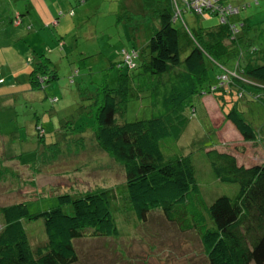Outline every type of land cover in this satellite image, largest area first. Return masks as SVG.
I'll list each match as a JSON object with an SVG mask.
<instances>
[{"label": "rangeland", "instance_id": "374dc122", "mask_svg": "<svg viewBox=\"0 0 264 264\" xmlns=\"http://www.w3.org/2000/svg\"><path fill=\"white\" fill-rule=\"evenodd\" d=\"M174 1L180 0H169L170 4ZM223 1L240 7L239 13L230 20L242 23L244 38L255 48L264 50V0ZM162 2L0 0L3 80L0 86L9 89V94L0 96V206L24 200L28 212L35 213L52 204L56 206V195L61 193L79 194L100 188L123 190L122 167L95 143L90 127L94 120L89 112L103 87L110 89L117 85L119 74L127 77L140 74L139 81L126 82L129 95L123 117L127 121L150 117L152 109L146 106L147 97L136 96L137 89L141 91L140 96L147 92L150 75L138 68L126 69L129 63L124 51L131 47L137 49L140 41H144L146 28L157 26L156 12ZM182 18L190 30L218 23L216 15L199 17L183 12ZM174 26L180 23L176 21ZM41 53L50 59L57 77L43 83V87L33 88L30 95H24L25 75ZM183 56L181 52L180 57ZM136 84H140L139 88ZM216 95H193L189 104L194 112L187 116L178 138L160 141L164 154L177 152L190 156L205 198L221 194L233 196L237 185L215 180L208 183L212 175L204 150L212 146L225 150L245 165L257 163L264 156V137L260 134L264 131V107L260 101L253 99L249 92L238 99L234 90L223 93V98ZM50 97L57 100L50 102ZM229 105H236L246 121L259 127L256 139L245 141L223 117L224 107ZM227 123L233 129L224 132ZM47 125L51 129L45 133ZM53 128L59 129L56 134H52ZM81 131L83 138L73 137ZM42 133L43 137H36ZM53 138L57 143H49ZM20 155L27 160L22 162ZM31 156L35 157L32 163L37 165V170L30 167ZM62 210L70 213V205H62ZM118 219L116 238L83 237L73 241L77 252L75 264H187V258L195 257L196 251L201 254L194 236L176 231L171 224L153 221L139 225L135 218L123 213ZM41 222L40 219L23 221L32 244L44 239ZM198 257L197 264H202L203 257Z\"/></svg>", "mask_w": 264, "mask_h": 264}, {"label": "trees", "instance_id": "16d2710c", "mask_svg": "<svg viewBox=\"0 0 264 264\" xmlns=\"http://www.w3.org/2000/svg\"><path fill=\"white\" fill-rule=\"evenodd\" d=\"M217 4L228 5L236 12L224 16L221 22L214 10L203 9L197 14L182 1L170 4L163 0L156 12L157 26L146 28L144 41L137 49L124 51L130 60L126 69L138 68L150 75L147 92L140 96L141 91L136 90L138 98L147 97L146 106L152 109L149 118L127 121L123 117L129 95L126 82L139 81L140 74H119L114 88L103 87L99 98L93 97L97 103L89 112L94 120L91 135L97 146L121 165L123 190L61 193L56 195V206L35 213L28 212L24 200L1 205L0 264H75L73 241L83 237L116 238L122 213L135 218L139 225L163 221L178 232L194 236L201 254L195 250L197 255L187 258V264H197L198 255L203 257L202 264H264V157L245 165L214 146L204 150L212 175L208 183L215 180L237 185L233 196L205 198L190 156L177 152L166 155L160 146L162 139L176 140L180 135L187 116L194 112L189 104L193 95L218 93L216 96L223 98V93L234 90L238 99L249 92L264 107V50L244 38L242 23L230 20L239 13V6L223 0H217ZM183 12L199 17L216 15L218 23L190 30ZM176 21L180 26H174ZM56 77L50 59L41 53L25 75L24 90L32 92ZM2 81L0 78V84ZM0 92L9 94L2 86ZM223 117L245 141L256 139L259 127L246 121L236 105L224 107ZM81 132L73 137L83 138ZM260 134L264 137V131ZM30 159V167L37 170L32 163L35 157ZM65 204L70 205V213L62 210ZM35 219L42 221L44 239L32 244L23 221Z\"/></svg>", "mask_w": 264, "mask_h": 264}, {"label": "built area", "instance_id": "2783aa9c", "mask_svg": "<svg viewBox=\"0 0 264 264\" xmlns=\"http://www.w3.org/2000/svg\"><path fill=\"white\" fill-rule=\"evenodd\" d=\"M183 3L187 4V6L191 9V11L195 13H201L203 9H211L219 13V20L223 22V18L226 15L233 14L236 12L235 8H231L230 6H220L217 4V0H180ZM16 24V21L14 22ZM125 60L130 64L129 57L125 55Z\"/></svg>", "mask_w": 264, "mask_h": 264}, {"label": "crops", "instance_id": "0c3cea01", "mask_svg": "<svg viewBox=\"0 0 264 264\" xmlns=\"http://www.w3.org/2000/svg\"><path fill=\"white\" fill-rule=\"evenodd\" d=\"M130 3H126V5H127V7H130V5H129ZM131 8V7H130ZM141 42H143V40L142 41H140V44H141ZM0 78H2L1 77V75H0ZM6 90L7 91H9V89H7L6 88ZM2 92H0V94H1ZM24 95H30V93H33V92H29V91H23L22 92ZM1 95H4V94H1ZM28 99V98H27ZM204 108V107H203ZM55 110V109H54ZM50 115H51V113H50ZM202 115H204L205 116V110H203V114ZM52 120H53V122L56 124L57 123V121H56V117H53L52 118ZM228 125H225L224 126V129L222 130V131H224V132H227V131H231L233 128H232V126L229 124V123H227ZM34 125V124H33ZM50 129H51V126L50 125H47V127L44 129V131H45V133L47 132V131H50ZM59 130V129H58ZM58 130L56 131L54 128H53V130H52V134H56L57 132H58ZM50 135V134H49ZM54 136V135H53ZM54 140H55V138H53V139H51L50 141H49V143H52V142H54ZM222 151H225V150H222ZM22 154V153H21ZM232 154V153H231ZM19 158H20V160L23 162V161H25V158L23 157V155L21 156H18ZM31 157H34V156H31ZM264 157V156H263ZM243 158H246V156L245 157H243Z\"/></svg>", "mask_w": 264, "mask_h": 264}]
</instances>
